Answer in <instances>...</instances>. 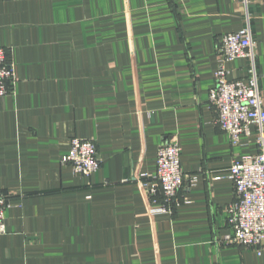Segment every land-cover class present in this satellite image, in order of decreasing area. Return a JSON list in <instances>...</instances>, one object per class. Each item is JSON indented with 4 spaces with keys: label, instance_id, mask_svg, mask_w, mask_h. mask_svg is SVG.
Wrapping results in <instances>:
<instances>
[{
    "label": "crops",
    "instance_id": "1",
    "mask_svg": "<svg viewBox=\"0 0 264 264\" xmlns=\"http://www.w3.org/2000/svg\"><path fill=\"white\" fill-rule=\"evenodd\" d=\"M239 0H0V47L16 83L0 99V192L11 206L0 264H264L220 242L233 197L232 145L208 102L222 34L243 27ZM264 97V0L250 7ZM243 79L246 59L227 62ZM73 136L101 160L62 163ZM174 137L191 188L170 214L148 211L156 151Z\"/></svg>",
    "mask_w": 264,
    "mask_h": 264
},
{
    "label": "built area",
    "instance_id": "2",
    "mask_svg": "<svg viewBox=\"0 0 264 264\" xmlns=\"http://www.w3.org/2000/svg\"><path fill=\"white\" fill-rule=\"evenodd\" d=\"M243 8V27L221 35L217 46L214 84L208 93V102L216 110V122L232 145L240 143L242 136H251L255 152L234 158L228 169L233 183L234 197L226 205V223L230 232L220 242L239 244L264 254V97L259 87L257 69V42L252 35L250 7L253 0H239ZM246 59L247 73L243 79L231 77L227 62ZM16 76L7 50L0 47V99L13 91ZM62 163L71 166L73 173L90 176L99 169L101 160L92 140L73 136ZM155 177L158 186H149L140 174L137 181L147 186L148 211L151 215L170 214L176 206L179 190L196 185L198 175L185 174L181 165L180 146L174 137L160 144L156 151ZM161 197V200L160 198ZM6 193L0 192V235L7 234L5 210L10 207Z\"/></svg>",
    "mask_w": 264,
    "mask_h": 264
},
{
    "label": "trees",
    "instance_id": "3",
    "mask_svg": "<svg viewBox=\"0 0 264 264\" xmlns=\"http://www.w3.org/2000/svg\"><path fill=\"white\" fill-rule=\"evenodd\" d=\"M177 197H178V196H177ZM159 198H160V200H161V197H159ZM174 205H175V204H174V203H172V206H171V208H173V207H174Z\"/></svg>",
    "mask_w": 264,
    "mask_h": 264
}]
</instances>
